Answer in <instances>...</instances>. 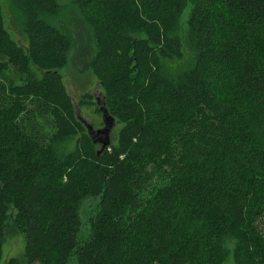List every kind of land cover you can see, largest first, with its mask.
<instances>
[{
    "label": "trees",
    "instance_id": "trees-1",
    "mask_svg": "<svg viewBox=\"0 0 264 264\" xmlns=\"http://www.w3.org/2000/svg\"><path fill=\"white\" fill-rule=\"evenodd\" d=\"M10 1L27 47L0 8V263L13 212L25 264H67L91 196L78 264H264V0ZM189 3L198 54L173 79L162 61L182 56ZM66 67L97 79L115 119L99 155Z\"/></svg>",
    "mask_w": 264,
    "mask_h": 264
},
{
    "label": "rangeland",
    "instance_id": "rangeland-1",
    "mask_svg": "<svg viewBox=\"0 0 264 264\" xmlns=\"http://www.w3.org/2000/svg\"><path fill=\"white\" fill-rule=\"evenodd\" d=\"M1 14L6 31L10 38L19 46L27 47L26 37L17 21L16 16L13 14L10 0H0ZM193 10L191 3L187 4L180 12L177 18V30L182 45V56L180 59L163 60L162 67L166 75L173 79H177L184 71L191 69L196 61L198 54L197 38L191 32L187 25V21ZM31 72L34 76L40 77L42 72L31 67ZM64 87L78 108H80V115L92 124L94 129H101L103 127L101 115L96 111V106L93 104L96 97L103 96L102 89L97 79L91 73L80 74L73 70L71 67H66L60 71ZM88 95L89 99L81 105L82 98ZM93 102V103H92ZM38 124L44 131L51 130L49 123L46 120H39ZM118 127V126H117ZM117 129L113 131L114 136L112 143L115 142V135ZM99 197H85L78 206V236L77 247L78 249L91 237L92 222L99 213ZM232 248V245H230ZM24 248L25 240L23 234L15 227L13 223V212L6 222L5 231L1 239V263L10 258L17 259L21 264L24 261ZM76 248L67 260V264H78ZM222 264H234L231 254L224 260Z\"/></svg>",
    "mask_w": 264,
    "mask_h": 264
},
{
    "label": "water",
    "instance_id": "water-1",
    "mask_svg": "<svg viewBox=\"0 0 264 264\" xmlns=\"http://www.w3.org/2000/svg\"><path fill=\"white\" fill-rule=\"evenodd\" d=\"M95 103L101 113L103 124V127L101 129H94L89 120L80 115V108H78L73 102L77 120L84 125L87 130V134L91 138L92 142L94 144L100 145V148L97 152V154L99 155L105 149V147L110 145L113 131L116 129V122L115 119L108 113L105 107V98L103 96L99 98L96 97Z\"/></svg>",
    "mask_w": 264,
    "mask_h": 264
}]
</instances>
